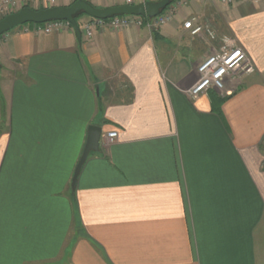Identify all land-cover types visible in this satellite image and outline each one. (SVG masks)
I'll return each mask as SVG.
<instances>
[{"label":"crops","instance_id":"crops-1","mask_svg":"<svg viewBox=\"0 0 264 264\" xmlns=\"http://www.w3.org/2000/svg\"><path fill=\"white\" fill-rule=\"evenodd\" d=\"M197 16L254 72L191 99L221 46L183 28ZM90 126L99 151L72 188ZM263 164L264 0L191 2L157 32L2 37L0 264H264Z\"/></svg>","mask_w":264,"mask_h":264},{"label":"built area","instance_id":"built-area-1","mask_svg":"<svg viewBox=\"0 0 264 264\" xmlns=\"http://www.w3.org/2000/svg\"><path fill=\"white\" fill-rule=\"evenodd\" d=\"M60 0H0V15L7 16L19 10L22 4L28 3L30 7L39 9H46L54 7L55 3ZM221 3H231L232 0H217ZM249 3H256L259 0H243ZM133 0H126V5H132ZM172 18L168 14L167 18L159 15L153 19L156 28L161 27L167 20ZM145 18L136 16H117L106 20L92 19L87 22L81 34L85 38H92L95 32H102L104 30H123L132 26L140 27L145 23ZM195 20H187L183 24V28L189 32L191 36H198L203 33V26L194 23ZM149 23V21L147 22ZM146 23V24H147ZM18 28H22L19 29ZM18 33L27 34L33 33L35 35H51L54 33H61L64 31H71L72 26L67 21H49L43 24H27L22 27H15ZM73 31V30H72ZM9 33V32H8ZM0 36L2 37L7 35ZM223 45L219 52L206 58L197 68L199 78L197 82L187 91V95L191 99L208 93L209 91L220 92L224 87L225 79L231 76H239L249 74L252 72V65L247 54L239 47L235 46L230 41L224 39ZM117 139V131H111L104 135L103 140L106 143H112Z\"/></svg>","mask_w":264,"mask_h":264},{"label":"water","instance_id":"water-1","mask_svg":"<svg viewBox=\"0 0 264 264\" xmlns=\"http://www.w3.org/2000/svg\"><path fill=\"white\" fill-rule=\"evenodd\" d=\"M171 0L147 2L137 5H123L111 8L97 9L84 0H77L69 6H54L39 11L29 8L21 9L0 20V36L8 33L13 28L25 24H43L49 21H67L73 28L78 42L81 41V32L76 22L77 15H85L92 19L106 20L117 16H136L153 18L163 11ZM101 128L90 126L87 130V139L80 159L74 170L71 187L74 188L78 174L91 152L99 151Z\"/></svg>","mask_w":264,"mask_h":264},{"label":"rangeland","instance_id":"rangeland-1","mask_svg":"<svg viewBox=\"0 0 264 264\" xmlns=\"http://www.w3.org/2000/svg\"><path fill=\"white\" fill-rule=\"evenodd\" d=\"M71 1V0H70ZM85 1V0H84ZM158 1H160V0H154V1H151V2H158ZM200 1V0H199ZM198 0H171V2H170V4L163 10V11H161L157 16H159V15H162L163 17H166L167 18V16H168V14L169 15H171L172 16V18H170L169 20H167V22H165L163 25H161V27H163V26H165V25H168V24H170V23H172L173 21H174V19L177 17V15L182 11V9H184V8H188V6L190 5V3L191 2H194V3H196V2H199ZM214 3H218V4H221V5H224V6H231L234 2H236V0H232V2L229 4V3H221V2H219V1H217V0H212ZM260 1V0H259ZM58 2V1H57ZM56 2V3H57ZM55 3V4H56ZM147 3V2H146ZM72 4V2L69 4V5H71ZM141 4H144V2L143 3H141ZM69 5H67V6H69ZM132 5H134L133 3H132ZM62 7H65V6H62ZM24 8H29V9H32V10H38L37 8H35V7H30L29 6V4L28 3H24V4H22V7H21V9H24ZM21 9H19V10H21ZM19 10H17V9H15L14 10V12L13 13H15V12H17V11H19ZM12 14V13H11ZM10 15V14H9ZM8 16V15H7ZM157 16H155V17H157ZM6 17V16H5ZM155 17H153V18H147V17H141V18H147V20H144L145 21V23L142 25V26H146L151 32H157V30L159 29V28H161V27H159V28H156L154 25V21H153V19L155 18ZM4 18V16H2V15H0V20L1 19H3ZM191 19H194L195 20V22L194 23H196L197 25H201V26H203V33H201L200 35H198V36H191L190 34V36L191 37H195L196 39H207V42H208V45L209 46H211L210 45V43H212V44H215L214 42H216V44L217 43H219V44H221V46L223 45V37H224V35H217V33L215 32V31H213V26L209 23V22H205L204 21V19H202V18H200L199 16H197V17H194V18H192V17H187V19L186 20H184V22H183V24L187 21V20H191ZM149 21V23H147ZM147 23V24H146ZM25 25H27V24H25ZM77 25H78V23H77ZM23 26V25H22ZM22 26H19V27H22ZM79 27V26H78ZM141 27V26H140ZM13 29H15V28H13ZM19 29H22V28H18V31H19ZM73 28L71 29V31L70 32H72V33H74L73 31ZM64 32H68V31H64ZM62 33V32H61ZM55 34V33H54ZM219 37H221V38H219ZM87 40H90L91 38H86ZM206 41V40H205ZM1 40H0V45H1ZM198 42H200V40L198 41ZM213 47H215V49L213 48L212 50V52H210L209 53V55H207L199 64H198V66L206 59V58H208V57H210V56H212V55H215V54H217L218 52H219V50L220 49H217L216 48V46L215 45H212ZM221 46H220V48H221ZM240 48V47H239ZM217 49V50H216ZM242 49V48H241ZM243 50V49H242ZM244 51V50H243ZM245 52V51H244ZM246 53V52H245ZM251 61V60H250ZM251 65H252V72L251 73H253L254 72V67H253V63L251 62ZM198 66H197V68H198ZM197 68H196V70H197ZM241 75H243V73L241 74ZM240 76V75H239ZM239 76H231V75H229L226 79H225V82H224V87H223V89L220 91V92H216V93H224V88H225V84H226V81L227 80H234L235 82H236V80L239 78ZM198 78H199V75H198ZM105 143V142H104ZM263 168H264V164H263Z\"/></svg>","mask_w":264,"mask_h":264},{"label":"trees","instance_id":"trees-1","mask_svg":"<svg viewBox=\"0 0 264 264\" xmlns=\"http://www.w3.org/2000/svg\"><path fill=\"white\" fill-rule=\"evenodd\" d=\"M173 1H174V0H173ZM39 10H41V9H38L37 11H39ZM82 16H84V15H82V14H80V15H77V17H76V22H77V21H78V19H79L80 17H82ZM145 20H147V18H145ZM212 98H213V101H214V100H216V98H215V97H213V96H212ZM222 101H223V100H221V103H222ZM217 110H218V109H217Z\"/></svg>","mask_w":264,"mask_h":264}]
</instances>
